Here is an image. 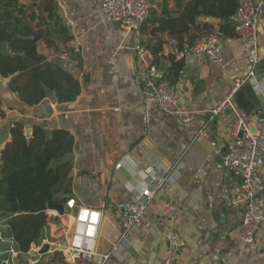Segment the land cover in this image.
Segmentation results:
<instances>
[{"label": "crops", "instance_id": "obj_1", "mask_svg": "<svg viewBox=\"0 0 264 264\" xmlns=\"http://www.w3.org/2000/svg\"><path fill=\"white\" fill-rule=\"evenodd\" d=\"M53 1L70 40L64 41L59 33L46 35L48 29H57L56 19H50L45 10L46 0H22L32 27L44 32L36 41L38 52L72 74L81 93L73 102L60 103L56 93L47 89L44 100L29 106L10 91L11 79L0 75V114L5 116L0 117V124L10 132L16 123H23L28 139L37 126L48 137L54 131L70 135L72 149L58 161L70 169L59 196L62 203H57L65 205V212H46L41 245L31 248L37 252L48 243L49 253L33 262L30 253L21 255L14 242L16 255L1 249V244L0 260L70 264L67 250L80 207L103 213L97 249L101 254L112 251L121 236V215L114 206L134 200L143 185L142 172L160 164L173 168L170 186L156 194L145 217L126 234L117 254L120 264L164 263L168 227L161 217L168 202L180 207L176 226L185 244L177 264H264V225L253 244L241 240L246 209L242 178L222 165V155L234 140L233 115L227 112L212 120L208 114L251 68L248 42L239 36L237 24L222 16L239 0H204L205 6L199 8L195 3L201 0H151L155 9L139 33L105 19L96 0ZM186 17H193L195 25ZM157 20H177L178 25L189 27L188 33L181 37L175 31L161 30ZM260 21L259 72L264 71V11ZM206 33L223 39L222 64L190 51ZM171 37L179 42V54L161 56ZM140 44L147 48V56L136 51ZM156 49L161 50L159 57L173 58L174 66L169 67L166 59L158 63ZM152 59L174 87L176 102L189 109L188 116L169 117L159 109L141 77ZM260 80L257 87L245 84L235 97L239 108L255 120L264 112V78ZM64 195L76 200L77 208L68 209ZM64 230L71 233L67 240L62 237ZM0 235L6 242L14 241L3 224Z\"/></svg>", "mask_w": 264, "mask_h": 264}, {"label": "built area", "instance_id": "obj_2", "mask_svg": "<svg viewBox=\"0 0 264 264\" xmlns=\"http://www.w3.org/2000/svg\"><path fill=\"white\" fill-rule=\"evenodd\" d=\"M103 17L114 23L121 24L131 32L139 33L148 22L155 5L151 0H96ZM264 11V0H239V6L231 18L238 26V34L248 42V62L251 66L248 75L236 82L228 94L208 111L210 119L219 118L227 112L233 115L232 137L233 143L222 155L223 168L242 178L241 189L244 195L246 209L240 226V238L245 244H253L260 227L264 225V118L250 119L243 112L237 102L236 94L247 83L257 87V72L260 65L258 55V30L260 15ZM223 39L217 34H204L191 47L193 54L204 55L213 64H222ZM172 50V51H171ZM136 51L140 56L149 54L147 48L138 45ZM172 52L179 54L178 41L171 37L168 48H164L161 56L168 57ZM153 61V62H152ZM151 65L141 73L147 81L152 97L159 109L169 117H185L189 109L175 100V90L170 82L160 74L159 68L151 60ZM168 66L172 64L168 61ZM204 133H200L203 137ZM121 164L117 165L120 168ZM173 168L153 165L142 172L143 185L134 200L117 204L114 208L120 212L121 236L113 250L108 253H99L97 242L103 213L99 210L86 207L79 208L76 227L71 236V244L67 250L70 264H120L117 254L125 241L126 234L138 224L146 215L149 204L161 190L170 186ZM68 209L77 208L76 200L66 202ZM87 213L85 216L84 213ZM180 207L177 203L168 202L162 211V220L167 224L166 234L167 255L163 264H177L180 252L184 247V238L176 226ZM95 216V219L93 218ZM71 233L64 230L62 237L67 240ZM1 242H6L0 237ZM10 242V241H8ZM14 241L10 242L8 253L16 255ZM97 258L100 259L96 263ZM5 261V264H8Z\"/></svg>", "mask_w": 264, "mask_h": 264}, {"label": "trees", "instance_id": "obj_3", "mask_svg": "<svg viewBox=\"0 0 264 264\" xmlns=\"http://www.w3.org/2000/svg\"><path fill=\"white\" fill-rule=\"evenodd\" d=\"M45 4L49 18L56 19L57 27L48 29L46 35L59 33L64 41L70 40L56 13L55 2L46 0ZM201 5L205 6L204 0L195 3L197 8ZM238 6L239 3H234L233 8L222 15L225 20L231 21ZM25 9L22 0H0V45L7 44V50H0L1 77L11 79L10 91L29 106L44 100L47 89L56 93L60 103L75 101L81 93L80 83L72 74L47 62V58L40 55L33 38L44 32L35 31ZM157 22L161 24V30L175 31L181 37L189 30L188 26L178 25L177 20ZM160 51H154L156 61L170 60L173 67V58L159 57ZM0 117L5 116L0 114ZM10 135L11 141L1 151L0 157V225L3 224L10 231L17 251L21 255H28L34 244L41 245L48 223L46 213L34 214L33 211L43 205L62 203L59 196L70 169L58 164V161L71 151L73 141L64 131H54L48 137L46 131L38 126L28 139L21 122L10 129ZM0 245L1 249L5 247L1 241ZM0 264L5 262L0 260Z\"/></svg>", "mask_w": 264, "mask_h": 264}, {"label": "water", "instance_id": "obj_4", "mask_svg": "<svg viewBox=\"0 0 264 264\" xmlns=\"http://www.w3.org/2000/svg\"><path fill=\"white\" fill-rule=\"evenodd\" d=\"M186 20L189 21L190 24L195 25V20L193 17H186ZM34 41H38L39 37L33 38ZM7 49V44L3 43L0 45V50H6ZM262 66V65H261ZM258 79H263L264 78V71L259 72L258 68ZM260 80V81H261ZM260 118H264V112L261 114ZM10 140V132L9 130H4V128L0 124V148H4V146L9 142ZM1 162V159H0ZM207 195V194H206ZM65 199H70L69 195H64ZM49 210H53L58 212L60 215H64L65 212V205L64 204H49V205H43L40 208L36 209L33 211L34 214H39V213H46ZM50 252V244L44 243L37 252L34 250L30 251V255L32 256L33 262L39 260L41 256L46 255L47 253Z\"/></svg>", "mask_w": 264, "mask_h": 264}, {"label": "rangeland", "instance_id": "obj_5", "mask_svg": "<svg viewBox=\"0 0 264 264\" xmlns=\"http://www.w3.org/2000/svg\"><path fill=\"white\" fill-rule=\"evenodd\" d=\"M0 241H1V240H0ZM8 241H10V240H8ZM10 242H11V241H10ZM10 242H6V243H3V242H2V243L5 245L4 248H5L6 250L9 249V247H10Z\"/></svg>", "mask_w": 264, "mask_h": 264}, {"label": "clouds", "instance_id": "obj_6", "mask_svg": "<svg viewBox=\"0 0 264 264\" xmlns=\"http://www.w3.org/2000/svg\"><path fill=\"white\" fill-rule=\"evenodd\" d=\"M84 215L86 216V215H87V213L85 212V213H84ZM93 218L95 219V216H94Z\"/></svg>", "mask_w": 264, "mask_h": 264}]
</instances>
